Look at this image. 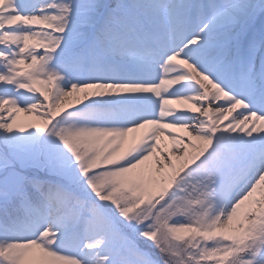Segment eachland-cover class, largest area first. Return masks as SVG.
<instances>
[{"label":"snow or ice","instance_id":"snow-or-ice-1","mask_svg":"<svg viewBox=\"0 0 264 264\" xmlns=\"http://www.w3.org/2000/svg\"><path fill=\"white\" fill-rule=\"evenodd\" d=\"M0 264H264V0H0Z\"/></svg>","mask_w":264,"mask_h":264},{"label":"rangeland","instance_id":"rangeland-1","mask_svg":"<svg viewBox=\"0 0 264 264\" xmlns=\"http://www.w3.org/2000/svg\"><path fill=\"white\" fill-rule=\"evenodd\" d=\"M21 116H22V118H24V119H30V118H28V117H24L23 114H21Z\"/></svg>","mask_w":264,"mask_h":264}]
</instances>
